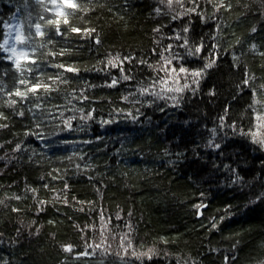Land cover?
<instances>
[{"label":"trees","instance_id":"trees-1","mask_svg":"<svg viewBox=\"0 0 264 264\" xmlns=\"http://www.w3.org/2000/svg\"><path fill=\"white\" fill-rule=\"evenodd\" d=\"M219 3L184 0L196 12L173 20L184 8L93 0L70 18L82 31L61 24L66 35L58 36L39 19L50 13L36 0H0V42L12 16L26 32H34L29 24L44 25L52 39L37 51L43 76L25 75L52 84L48 77L63 73L66 80L21 100L7 95L25 87L19 73L0 60V264H264V144L244 134L257 123L253 90L264 114V0H223L217 11ZM177 34L203 43L201 53L190 57L175 47ZM169 44L184 60L168 67L215 63L198 83L183 73L178 83L169 79L166 87L189 84L180 93L140 95L167 79L158 70ZM116 56L127 59L107 65ZM60 63L79 71L52 66ZM150 249V260L133 255Z\"/></svg>","mask_w":264,"mask_h":264},{"label":"snow or ice","instance_id":"snow-or-ice-1","mask_svg":"<svg viewBox=\"0 0 264 264\" xmlns=\"http://www.w3.org/2000/svg\"><path fill=\"white\" fill-rule=\"evenodd\" d=\"M192 3L198 5L199 0H191ZM207 2L211 3L212 0H207ZM36 3L39 4L45 13H50V16H44L41 15L39 17L40 20L45 22L46 26H53L55 28V35L63 36L66 35L64 31L61 29V24L69 26V29L72 33H79L82 30L79 27L70 26V18L74 17L76 13L78 12H86L89 9L86 7V4L90 5L93 3V0H36ZM160 3L165 4L166 7H168L170 10H173V5H179V7L184 8V0H160ZM50 5V6H49ZM217 11L221 7H224L223 0H220L219 5H214ZM230 7V5H229ZM157 13H159L161 10L159 8L156 9ZM196 12V7L193 8H184L183 12H177L175 15L172 16V19H178L184 15H188L190 13ZM204 19V17H201ZM4 27L7 29L4 35V39L2 42H0V52L6 53V56H0V60H7L12 63V65L15 67L17 73H19V78L17 80V83L19 85H24L25 87L22 89L20 87H17L13 92L7 93L8 96H16L19 97L21 100L27 99L29 96V93L32 95H37L38 91L42 88L45 93L55 91L52 87V84H55L56 81L60 82H66V80L63 79V73H57L55 76H49L48 79L52 81V84H49L42 79L37 78L35 82H33L29 76H26L25 73L33 74L36 73L38 77H42L43 73L38 72V69L40 68V63L38 62L37 58V51L38 48L45 47L47 44L52 43L51 37L48 36V33L44 30V25L40 23L35 24H29L28 28L34 29L33 31L26 32L24 30V27L20 24H10L6 23ZM86 34H91L95 31V29H84L83 30ZM158 31V29H157ZM255 31V28L253 29ZM183 32L187 33L189 32V27H184ZM35 37H40L41 41L43 43L37 44L35 41ZM48 37L47 40L44 38ZM177 41H182V43L175 45V47L185 48L186 49V55L190 57H196L199 53H201L204 45L203 43L196 45L191 44L189 42V38L187 36H182L180 34H177L174 37ZM99 41H97L98 43ZM174 45L169 44L164 51L169 52L168 56H164L163 53H161V60L164 62L163 66L158 71H164L167 79L165 77H158L156 80L153 81V83L149 87H142L138 90L140 95H152L157 98H164V93L167 92H177L180 93L184 89L189 88V84L185 82L181 87H166L168 85L169 79H175L177 83L179 82V79L181 78L180 74L183 73V79L187 81L189 77H192L193 83H198V78H202L203 74L206 72L207 69L211 68L213 64L215 63L214 60L209 61L206 63L203 68L199 69H189L185 68L183 64H180L178 70L175 66L168 67L173 64V61H182L184 60V56L180 53L172 52L171 49H173ZM253 49H255V45L252 46ZM65 51H61L59 55H64ZM48 55L55 56L57 55L56 52L50 51ZM127 59V58H123ZM123 59L119 56L112 57L107 60V65H110L111 67H119L123 63ZM141 63H144L141 61ZM54 67H57L59 69H63L64 72H78L79 69L71 66V65H65L63 63L52 65ZM121 72H124V69L120 68ZM175 74V77L172 76V74ZM123 80H129L131 77L124 74L121 77ZM118 81L116 79H113L112 83L109 84V87L114 86ZM244 84H248V80L246 79L244 81ZM156 85H160V91H156ZM151 89V91H150ZM2 91V89H0ZM256 92L253 90V104L249 107L252 109L254 113H256L255 119L257 123L253 126V129H250L248 133H244L245 135H250L252 137V140L254 143H261L264 144V133L260 132V128L264 127V114L257 112V109L255 105L258 103V101L255 99ZM128 97H124V99H127ZM171 99H176V97H170ZM87 99V97H85ZM17 103L16 100H11L10 104L15 105ZM36 107H39V105H36ZM20 115H23V113H19ZM84 119H91L92 113L89 112L87 116L83 117ZM0 119H6V117L3 116V113H0ZM71 119H74V117L69 118L64 121V126L66 129H71ZM223 119V117H221ZM109 121H104V123H108ZM0 127H6V125H0ZM215 132V130H213ZM63 143H69V141L65 140ZM209 146H213V141L209 140L208 142ZM214 147L219 148V144H215ZM19 148V145H17V149ZM16 211V209H14ZM213 227H216L215 221L213 222ZM130 233H126L124 237H122V246L125 247V250H127V247H131V239ZM100 245H96V247H99ZM91 247V245H89ZM65 251H71V247H66ZM88 253H82V255H87ZM153 251L150 249L148 253H140L137 254L135 251H133V255L136 256L137 259H143L144 257H147V259H151L153 255Z\"/></svg>","mask_w":264,"mask_h":264},{"label":"rangeland","instance_id":"rangeland-1","mask_svg":"<svg viewBox=\"0 0 264 264\" xmlns=\"http://www.w3.org/2000/svg\"><path fill=\"white\" fill-rule=\"evenodd\" d=\"M6 23H10V24H13V25L17 24V23H18V21H17V17H16V16H12L11 18H9V19H7V20H5V21L3 22V24H2L3 37H2L1 42L3 41V39H4V35H5V32L7 31V29L4 27V25H5ZM2 53H3V52H2ZM3 55L6 56L7 54H6V53H3ZM263 123H264V122H263ZM260 129H262V128H260ZM262 130H264V129H262Z\"/></svg>","mask_w":264,"mask_h":264},{"label":"water","instance_id":"water-1","mask_svg":"<svg viewBox=\"0 0 264 264\" xmlns=\"http://www.w3.org/2000/svg\"><path fill=\"white\" fill-rule=\"evenodd\" d=\"M205 207V205H202L201 207L198 208V216L201 214V210Z\"/></svg>","mask_w":264,"mask_h":264}]
</instances>
